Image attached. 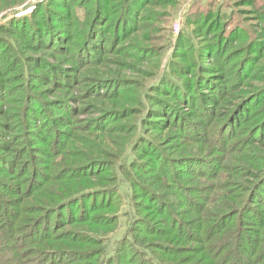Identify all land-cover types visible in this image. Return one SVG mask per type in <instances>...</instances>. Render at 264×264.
I'll use <instances>...</instances> for the list:
<instances>
[{"label":"rangeland","instance_id":"1","mask_svg":"<svg viewBox=\"0 0 264 264\" xmlns=\"http://www.w3.org/2000/svg\"><path fill=\"white\" fill-rule=\"evenodd\" d=\"M74 2L75 0H0V21L4 20L6 22L5 26H0V88L2 90L0 99L2 96L5 98L3 103L0 100L1 134L9 126V129L4 133V137L0 138V158L12 162L23 160L27 154L33 153L35 154V157L31 158L33 164L41 168L43 164L46 165L41 172H46L49 185L46 190H39L36 197L30 200V204L34 205H37L42 197L45 198L54 191L61 193L68 189L78 190L90 186L98 180L103 181L102 184H97L98 186L113 184L115 180L116 194L113 195L115 204L112 207L114 208L112 212L115 211L116 222L108 231L100 229L97 232L93 231L94 233L90 236H93L96 241L105 238L112 245L130 227H135V235L139 234V238L144 244L149 239L166 244L167 247H164V249L155 246L151 249L163 263L172 258L179 259L181 263H189L191 259L194 260V258L200 256L195 251L198 250L200 243L210 237L203 236L199 231L193 230L191 236L200 238V240L186 234L172 238V230L169 229L172 220L194 217L196 219L204 218L209 220L210 223L213 216H207V213L217 212L216 214H218L220 210L218 206L221 204L229 203L221 212L228 208L242 206L245 198L249 195L248 191H250L248 198L251 197V190L258 179V175L261 176L264 171V145L260 141H255L261 138L260 133H250L249 140L245 145H243L244 142H241L251 131V128L262 121L264 117V93L252 97L247 104L236 109L234 123L226 127L224 137L222 133L218 139H214L217 132V123L221 124L229 116L235 105L243 101L232 98V96L241 93L234 88L236 86L242 87V83L247 80L252 84L248 88L252 93L259 87L264 86V0H256L257 5H261V10L258 12L263 16L254 12L253 7L243 0H146L143 5H145L144 9L148 11L144 10L143 13L134 12L130 24L138 19L137 16L140 17L142 14L141 22L143 19L145 22L138 24L136 31H133L130 35H127V33V36L121 35L124 32H122V29H119L118 32L116 29L113 30L111 23L102 29V26L96 25V21L93 23V28H87L83 22H87L89 17L86 18L87 14H83V9L76 7ZM43 5L44 8L38 10ZM69 5L72 6V9L69 8ZM209 7L213 8L211 9V16L217 14L215 18L217 21L212 29L206 28V31L216 34L228 22L235 23L241 17L246 26L240 27L239 32L235 34L236 38L233 40L248 42L251 35L257 36L258 34H261L259 36L261 39L260 41L250 39L254 45L247 54H253L254 58L242 72V75L252 72V76L246 80L236 81L235 86L231 88L232 93L220 103L201 98L190 100L189 106V103L178 101L169 94L172 91V85H170L172 77L179 80H189L193 77V75H187V72H183L182 68L178 69V65L172 63V56L175 48L178 51H183L182 47L193 45L198 40L178 44L175 39L179 31L176 32L174 24L177 22L178 30L185 26L187 31H191L196 28V25L186 21L188 13L207 11ZM48 11V19L45 22ZM25 15H27V18ZM70 15H72L71 18H69ZM73 15L77 18L76 20ZM22 18L25 20H22ZM148 18L151 19L148 20ZM12 19L16 20L15 23H12L14 25L9 23ZM70 20H73V23H68ZM99 22L101 23V21ZM44 25L45 28L43 29ZM205 25L202 23L198 29H194L190 33V36L196 37L199 35L201 30H204ZM135 27L130 25L127 30H133ZM34 29L38 30L37 35L33 31ZM233 29H236L235 25H233ZM94 34L98 39L93 42L95 45L91 49L93 47L98 48L94 53L99 52V55L93 60L81 61L73 56L67 58L68 53L65 50L58 49V46L65 45L61 44L64 43V39L73 42L74 39H87L94 36ZM60 35L66 36L61 38ZM99 36H104L101 41H106V43H103V45L100 44L101 42L98 43ZM35 39L44 45L45 43L48 44L47 46L42 45V47L33 46ZM238 41L233 45L236 46ZM3 42H6V44H3ZM125 43H128L123 49L125 53L114 51L116 48H121L120 46ZM85 54H87L86 51ZM27 56L31 59H23ZM36 57L39 59L46 57V61L39 63ZM10 58L21 61V63L17 62L16 65L20 71L25 72V76L37 78L30 87L31 92L35 94V97H31V100H36L37 97L42 104L48 103L50 110L47 114L49 116L59 114L63 116L59 118L57 126L58 128H65V132L58 136L57 144L53 147L41 143L40 132L29 135L28 129L37 130L41 124L47 123L48 119L42 113V116L39 114L34 120L27 119L26 103L15 101L22 94L21 91L28 90V87L24 85L21 77L17 76L16 69L12 67L15 61L9 66ZM20 58L23 60H20ZM58 60L61 62L59 63L61 67H53ZM238 60L239 56L234 57L231 62H237ZM86 62L89 63L84 64ZM184 62H187V60ZM47 63L49 66L45 69L43 66ZM237 68V65L234 66L229 74L236 73ZM47 70H50L49 75L46 73ZM77 71H79L78 74H75ZM68 74H74V80L77 78V81L71 85H63L62 80ZM4 77L14 78L3 79ZM69 79H72V77H69ZM93 79H101L105 82L100 83L96 91L98 93H83L86 86L99 83ZM107 80L111 81L107 82ZM52 82L56 83L51 88V91L56 89V98L52 93L43 90V88L50 87ZM2 87H11L16 94L11 99L8 97V90H4ZM227 90H230V87ZM205 92L213 94V91L208 89ZM105 94L107 97H102ZM232 103L233 105H231ZM38 107L39 105H37ZM260 107H262L261 113L253 116L252 112ZM197 109L201 113H196ZM158 118L159 120H157ZM209 121H211L210 126L213 127L210 133L207 132L208 129L205 127ZM64 122H68V124L64 125ZM113 125L115 129L105 131L108 126ZM22 128L26 133H22ZM234 136L236 142L232 147L233 149L229 150L227 147L226 150H222L230 140H233ZM43 137L44 140L52 141L53 135L46 132ZM26 138L28 141H26ZM55 138H57V134H55ZM23 143L28 146L21 151L23 157L17 159L13 150L19 149ZM196 147L202 149L197 151L195 150ZM244 148H246L245 151H242ZM57 149L59 151L53 154ZM61 151L63 152L59 154ZM191 152L196 154V157L188 159H196L200 164L196 171L199 173L197 175H193L188 171L191 162L183 161L185 165L174 164L184 154ZM118 155L121 156L119 159L117 158ZM131 156H135L137 160L142 162L141 169L134 167V165L131 167L132 164H125L128 163ZM224 156V161H222ZM123 157L126 159L124 162L120 160ZM88 159H95L98 162L97 165L90 168V170L99 172L96 179L95 177L71 180L63 178L55 181L53 179L55 177L51 176V170L49 169L53 165L51 163L53 160H57V166L61 167L73 166L78 162L88 161ZM147 166L149 168L146 170ZM0 167H3L1 163ZM105 167L109 168V171H106ZM217 167L216 176L206 175L210 170ZM129 169L137 176V181L156 191L161 199L173 201L175 209L157 210L155 209L156 204L151 201V198L143 197L142 193L133 195V191L137 192V188L133 190L128 173ZM151 172H157V174ZM9 176L11 177V184H14L15 177L13 175ZM196 176L201 177L200 179L194 178ZM200 180L205 181V185L211 184V186H214L213 201L192 208H199V213L190 210L186 211L184 215H180L179 212H183L180 207L181 202L186 200V192L180 185L199 182ZM203 192H200V195L203 196ZM194 196L191 194L192 198ZM11 197L12 195L9 192H3L0 189V232L5 228L8 229L7 226L11 224L12 229H15L11 231V234L16 235L21 230L17 228L20 220L11 216L10 207L1 200V198ZM261 198L264 200V191L261 193ZM20 200H23L24 206L28 198ZM177 200H179L178 203H176ZM108 201L109 198L104 197L89 199L84 197L79 203L70 207L71 210H64L61 216H52L49 223L53 224L52 222H55V226L60 229L55 240H48L47 243L63 238L64 241H58L56 244L76 248L74 247L77 246L75 245V237L70 238L71 231L79 229H84V231L94 230L95 227L87 221L85 224L73 222L68 225V223L75 220L74 218L79 216V212L82 213L84 210L82 216L87 217V215L96 212L92 211L94 206L106 204ZM155 202L157 201L155 200ZM10 206H13L16 211V203L15 205L10 204ZM185 206L183 205V209L187 207ZM252 206L253 210L249 212L247 209L243 216L251 222L247 223L250 225L243 231L245 240H242L238 249L232 247V243L227 245L223 253L229 254V256L222 258L219 264H251L254 258L252 253L254 245L264 246V224L262 225L264 223V201L255 203ZM24 209L28 211L26 214L33 216L30 214L29 209L25 207ZM175 210V213H178L173 215ZM137 212L157 224L158 230L147 233L140 226H136V221H133V218ZM26 214L20 215V217ZM214 216L216 217V215ZM236 221V217L231 220L234 226ZM234 226H232L229 233H232ZM27 231L23 230L20 234L25 233L27 235ZM49 233L47 231L46 235ZM32 238L34 239L35 236L27 235L20 240L15 239L17 245L18 242H26V245L23 247L21 246L23 244H19L16 247L18 253L9 263L7 260V264H46L45 261L41 263L40 256H37L38 250L32 249V246L38 247L40 245L33 242ZM142 238H145V240H142ZM172 240L174 241L173 245L180 249L176 251L172 249ZM28 242H31L32 245H29ZM80 246L90 248L92 252L99 248V245L94 243H84ZM232 251H236L238 257L242 258V262L236 261L238 257L233 255ZM61 258L60 262L56 261L53 264H65L64 260L68 259L67 255L61 256ZM95 258L94 255L89 254L82 260L71 261L68 264H74L75 262L79 264H96ZM135 258L134 254H129L128 264H131ZM48 262L51 263L50 259L47 260Z\"/></svg>","mask_w":264,"mask_h":264},{"label":"trees","instance_id":"2","mask_svg":"<svg viewBox=\"0 0 264 264\" xmlns=\"http://www.w3.org/2000/svg\"><path fill=\"white\" fill-rule=\"evenodd\" d=\"M146 0H75L74 4H76V7H79L83 9L84 13L87 14V17H89L87 22H83L87 28H93V23L96 21V25L102 26L101 28L104 29L106 25L109 23L112 24L113 30L116 29L118 32L119 29H122V36L130 35L133 33V31H136L137 25L145 22H141L142 16H137L138 19L135 20L132 24H130L131 19L134 15V12L143 13L145 10L148 11L145 8ZM150 1V0H149ZM201 1V0H200ZM240 1V0H239ZM247 1L246 4L252 6V10L256 13H258L260 16H263L259 10H261V5H257L256 0H243ZM153 3V2H152ZM199 3V2H198ZM73 4V3H72ZM149 4V2H148ZM68 6V5H67ZM44 8L43 6H40L38 10H42ZM69 8L72 9V6L69 5ZM211 7L208 8L207 11H194L189 12L187 15V20L190 23H195V27L191 31H187L185 26L183 28H180L178 30V34L176 36V41L179 43L186 42L189 43L193 40H198L197 43L193 45H189L187 47H182L183 51H178L176 48L173 52V64L178 65V69L184 70L183 72H187V75H193V77L189 80H179L178 78L172 77V91L171 94L173 97H175L178 101L189 103L190 106V100L194 99H207L209 101L220 103L224 100V98L228 97L232 92L231 88L235 86V84L238 82V80H246L250 76H252V72H248L247 74L242 75V72L245 70V68L251 63L254 56L253 54H247L249 52V49H251L252 45H254L253 41L250 39L253 38L254 40H259V36L261 34H258L257 36L249 37L248 42H245L243 40H233L236 38L235 34L239 32V29L241 26H246L245 23H243V20L241 17L236 20L235 23L228 22L224 28H221L218 30L216 34L212 33L211 31H206L207 29H212V27L215 25L216 16H211ZM64 12V11H63ZM65 13V12H64ZM48 14L45 17V22L48 19ZM210 14V15H209ZM209 15V16H208ZM27 18V15H25ZM68 16V15H67ZM72 15L69 16L71 18ZM73 18L76 20L77 18L73 15ZM19 19V18H18ZM73 19V20H74ZM151 18H148V20ZM22 20H25L22 18ZM21 20V21H22ZM73 20L69 21L68 23H73ZM74 20V21H75ZM15 19H12L9 23H15ZM101 21V23L99 22ZM8 23V22H7ZM61 23V22H60ZM187 23V22H186ZM206 24L204 30H201V33L197 35L196 37H191L190 33L194 31V29H198L201 25ZM6 25V22L4 20L0 21V26ZM14 25V24H12ZM48 25V24H47ZM130 25L136 26L133 30H127ZM211 25V26H210ZM233 25H235L236 29H233ZM15 27V26H14ZM210 27V28H208ZM232 27V29H231ZM45 28V25L43 29ZM19 29V28H17ZM73 29V28H71ZM264 30V26H263ZM35 34H38V30H33ZM33 33V32H32ZM34 34V35H35ZM126 35V36H127ZM66 35L62 36L61 38L65 37ZM232 36V38H231ZM60 38V40H61ZM104 36H99L98 43L102 44L106 43V41H101ZM98 39L96 35L87 38V39H74L73 42H70L68 40L65 41L64 46H58V49L65 50L68 55L67 58H70L71 56L77 58L81 61H89L95 59L98 55V53H94V51L98 48H92L95 44V42ZM7 40V39H5ZM35 43L33 46H39L42 47L44 45L43 43L38 42L37 39H35ZM123 41V40H122ZM237 43L236 46H234V43ZM119 43V42H118ZM117 43V44H118ZM3 44H6V42H3ZM48 43H45L44 46H47ZM70 44V45H68ZM128 43H125L121 45V48H116L114 51L124 52L123 49L125 46H127ZM130 45V44H129ZM132 45V44H131ZM83 48L81 49V47ZM179 48V47H177ZM75 50V52H74ZM85 51L87 54H85ZM93 51V52H92ZM74 52V53H73ZM247 54V55H246ZM246 55V58H245ZM239 56V60L237 62H231L234 57ZM46 58V57H45ZM39 59L36 57L37 61L39 63H43L46 61V59ZM19 59V58H18ZM23 59H31V57L23 58ZM20 58V60H23ZM182 59V60H178ZM187 62H184L186 61ZM14 62L13 66L17 71V76L21 77L22 81L24 82V85L28 87V90L21 91L22 94L17 98L15 101H22L23 104L26 103L27 108V119H36L37 116H42V114L46 115V118L48 119V122L45 124H41V126L35 130L33 128L28 129L30 132L29 135L36 134L38 132L41 133V143L48 147H53L55 144H57L56 140L58 141V136L61 134H64L65 128H58V120L61 116V114L57 116H49L47 114L49 112V104H42L40 100L36 97V100H31V97H35V94L31 92L30 87L33 85V81L37 78H31L29 76H25L24 71H20L16 65V63H21V61H17L15 58H10L8 64L11 66V63ZM25 62V61H23ZM61 63L59 60L57 61V64H55L53 67L60 68ZM89 62H86L84 64H87ZM184 64V65H183ZM206 64H209L208 66ZM238 66L237 72L233 74H229V71L234 67ZM48 63L43 66L45 69L48 68ZM79 71H77L75 74H78ZM48 75L50 74V70H47L46 72ZM235 74V75H234ZM73 75V76H72ZM24 76V77H23ZM16 77V76H15ZM69 77H72V79H69ZM6 78H14V77H6ZM5 77L3 79H6ZM258 79V78H257ZM98 84H90L85 87V90L83 93H98L97 88L100 86V83H104L105 80L101 79H93ZM42 81V80H41ZM76 80H74V74H68L64 80H62L63 85H71ZM111 80H107L109 82ZM237 81V82H236ZM56 83L51 84L50 87L43 88V90L48 91L54 95L56 98L57 92L56 89L51 91V88H53V85ZM252 84L248 82V80L242 83V87L236 86L234 89L239 90L241 93H238L232 98L243 100L235 105L233 110L230 111L229 116L220 124L217 123V132L214 135V139H218L222 133L224 137V133L226 131V127L230 126L234 123V112L236 109L240 108L241 106H244L249 102V99H252L254 96H258L262 93H264V86L259 87L255 92H251L248 90V88ZM106 86V84H105ZM241 86V85H240ZM1 87V86H0ZM230 87V90H227V88ZM4 90H8V97L12 99V96L16 94V92H13V89L11 87L9 88H3ZM211 90L213 91V94H207L205 90ZM1 88H0V94H1ZM91 95V94H89ZM99 95V94H98ZM101 95V94H100ZM102 97H107V95H103ZM8 98V99H9ZM1 103L5 101L4 96L1 97ZM248 100V101H247ZM233 101V100H232ZM37 105L39 107L37 108ZM63 105V104H62ZM67 105V104H65ZM233 105V103L231 104ZM58 107V106H57ZM263 107V106H262ZM257 108L255 109L252 114L253 116L257 115L258 113H261V109ZM195 110V108H193ZM42 113V114H41ZM196 113H201L198 109ZM159 120V118L157 119ZM67 121V120H62ZM39 122V121H38ZM211 121H209L205 127L208 129L207 132L210 133L212 131V128L210 126ZM68 122H64V125H67ZM7 126L3 130V134L0 132V138L4 137L5 131H7L9 128ZM42 129V130H41ZM110 129H115V126H108L105 131H112ZM37 131V132H35ZM46 132H50L53 135L52 141L51 140H44V134ZM22 133H26V131L22 128ZM250 133H260L261 138L255 141H260L262 145H264V117L262 121H259L255 126L251 128V131L248 133V135L241 141L244 142L243 145L247 143L249 140ZM55 134H57V138H55ZM232 137V136H231ZM235 136L233 137V140H230L227 146L222 148V150H226L227 147L229 150H232L234 147V144L236 142V138L234 140ZM27 139V138H26ZM28 141V139L26 140ZM253 143V142H252ZM28 145L23 143L20 145L19 149H14V155L17 159H20L23 157V154L21 151L26 149ZM202 148L196 147L195 150L199 151ZM246 148L242 149V151H245ZM228 150V151H229ZM59 151H54L53 154H56ZM234 151V150H233ZM63 151L59 152L62 153ZM232 153V152H229ZM21 155V156H20ZM196 154L194 153H186L179 159V161L174 162L175 165H185L183 161L191 162L192 164H189L188 171L192 173L193 175L199 174L197 169L200 167V164L197 162L196 159L189 160L188 158L193 157L195 158ZM229 156V155H228ZM35 157V154H27L23 160L18 161H6L3 158H0V163L3 165V167H0V189L3 192H9L12 197L11 198H1L4 203L8 204V206L11 209V216L20 220V224L17 226V228H20V232L18 234L14 235L11 234L12 229L11 224H9L7 227L8 229H3L2 232H0V264H7L10 262L12 258L18 253V247L19 244H23L21 246L24 247L26 245V242H18V245L15 243V239L20 240L22 237L27 235H34L35 238H32L33 242H36L40 244L38 247H33V250L37 251V256H40L41 263L44 261L46 264L47 260L50 259L51 263L53 262H60L62 260L61 256L67 255L68 259L64 260L65 264L70 263L71 261H79L85 258L86 255L92 254L96 258V264H128L129 261L127 260L129 257V254L135 255V259L132 261L131 264H219L220 260L225 257H228L229 254H224L223 251L226 249L227 245L232 243V247L238 249V247L241 246L242 240L244 241V229L248 228L247 223H251L249 219L243 217L244 212L248 209L249 212L253 210V204L260 203L263 200L261 198V193L264 191V171L261 173L262 175H258L257 181L254 183V186L251 190V197L248 198L250 195V191H248L247 197L245 198L244 204L242 206H236L232 208L226 209L224 212H221L224 207H227L229 203H225V205L218 206L219 213H207V216H213L211 218V222L209 223V220H206L204 218L196 219L194 217L192 218H176V220H172L173 222L170 224L169 229L172 230V238L178 237V235H188L192 238H195L196 240H200V238H196L191 236L193 230L199 231L203 236L210 237L207 240H204L202 243H200V246H198V250L195 251V253H198L200 255L197 258H194V260L191 259L189 263H181V261L177 258L168 259L166 263H163L153 252L151 249L152 247H158L161 249H164V247H167L166 244L160 243L159 241L154 242L153 239H149L146 241V244H144L140 238L139 234L135 235V227H130L127 232H125L120 238H118L115 243L112 245L109 243V241L105 238L101 240H95V238L92 235L94 233L93 231H99L100 229L103 231H108L109 228L114 225L116 222L117 216L115 214L114 208H112L115 204L113 195L116 194V185L115 180L113 178V184H103L101 186H98L97 184H102V180H98L90 186H86L83 188H80L78 190H64L61 193L54 191L47 197H42L41 201L38 202L37 205L30 204V200H32L34 197H36L37 192L39 190H46L47 186L49 185L46 179L47 174L46 172H41L43 169H45L46 165L43 164V167H38L36 164H33L31 161V158ZM121 156L118 155L117 158L119 159ZM225 156L222 158V161H224ZM35 159V158H34ZM123 162L126 161L125 157L122 159ZM57 160H53L51 163H53L52 167L49 169L51 170V176L55 177L53 178L55 181L59 179L65 178L66 180L71 179H88L89 177H96L99 175V172L97 170H90L91 167H94L97 165V160L95 159H88V161L85 162H78L77 164L73 166H57ZM203 163V162H201ZM125 164H132L131 167L134 165V167H138V169H141V164L139 160L136 159L135 156H131L128 163ZM204 164V163H203ZM63 167V168H62ZM219 167V166H218ZM217 168H214L213 170H210L206 175H215L217 174ZM223 167V165H222ZM49 168V167H48ZM47 168V169H48ZM61 168V169H60ZM149 168V166L146 167V170ZM41 169V170H40ZM243 169V167H242ZM106 171H109V168L105 167ZM144 170V169H143ZM150 171V170H149ZM147 171V172H149ZM194 171V172H193ZM249 171V170H248ZM30 172V174H29ZM105 172V171H104ZM102 172V173H104ZM128 173L130 175V182L132 184L133 190L134 188H137V192L135 190L133 191V195L138 193H142L143 197L151 198V201L154 202L155 209L157 210H163L164 209H172L174 208V202L172 201H166L164 199H161L158 195V193L154 190H151L144 184H141L139 181H137V176L133 174V172L128 170ZM153 174H157V172H151ZM249 174L251 175V172L249 171ZM9 175H13L16 179L14 184H11V177ZM102 175V174H101ZM204 176V174H202ZM216 176V175H215ZM201 176H196L194 178L200 179ZM104 179V178H101ZM111 181V180H110ZM205 181L200 180L199 182L189 183L185 185H180V187H183V189L186 192V200L184 202H181V209L183 212H179L180 215H184L186 211L193 210L194 213H199L200 209H192L195 206L200 207L207 204V202H212L214 199V186H211V184H206ZM96 185V186H94ZM140 187V188H139ZM140 190V191H139ZM139 191V192H138ZM203 192V196L200 195V192ZM191 194L195 195L194 198L191 197ZM178 195H180L178 193ZM31 197V198H30ZM109 198V201L106 204H101L100 206H94L92 211L93 212L90 215H87V217L82 216L84 210L82 213L79 212V216L75 217L73 221H70L68 225H71L74 223H84L87 221L88 223L91 222L94 225V230H87L84 231V229L79 230H73L71 231L72 234L70 238L75 237L77 246H74L76 248H69L65 247L61 244H56L58 241H64L63 238L56 239L57 241L48 242V240H55L56 234L59 233V227L55 226V222H52L53 224L49 223V220L52 216H61L62 212L66 209L71 210L70 207L73 205H76L79 203L82 198ZM26 200L24 206L22 201L20 199ZM51 199V200H50ZM179 199V198H177ZM260 199V200H257ZM155 200L157 202H155ZM25 201V200H24ZM260 201V202H258ZM179 200L176 201L178 203ZM16 203V211L13 206H10V204L15 205ZM183 205H186L185 209H183ZM29 209L30 216L26 213H28L27 210ZM206 207V206H205ZM217 208V209H218ZM175 209V208H174ZM174 211L173 215H176ZM159 213V212H158ZM26 214L25 216H21ZM216 215V217L214 216ZM148 217V214H147ZM233 217H236L237 221L235 223V226L232 224L231 220ZM133 221L135 222L136 226H140L144 229V232L151 233L158 230L157 224H154L148 218L145 216H142L140 214H136V216L133 218ZM91 224V225H92ZM264 223H262L263 225ZM232 226H234L232 233H229ZM16 228V229H17ZM28 229V231H27ZM27 231V235L25 233L20 234L22 231ZM49 231L50 233L46 235V232ZM146 237V235H144ZM142 240H145V238H142ZM259 242V240H257ZM264 242V239H263ZM29 245H32L31 242H28ZM84 243H94L98 244L99 248L98 250L91 251L90 248H83L80 245H83ZM174 241L172 240V249L177 250L180 249L178 247H175ZM17 245V246H16ZM234 250V249H233ZM253 255L254 258L252 259L251 264H264V246H256V244L253 247ZM179 253V252H178ZM177 254V253H175ZM233 255H237L236 251H232ZM175 257V256H174ZM180 258V256H178ZM55 259V260H53ZM33 260V259H32ZM31 261V260H29ZM237 262H242V258H237ZM74 264H79L78 262H75Z\"/></svg>","mask_w":264,"mask_h":264},{"label":"built area","instance_id":"3","mask_svg":"<svg viewBox=\"0 0 264 264\" xmlns=\"http://www.w3.org/2000/svg\"><path fill=\"white\" fill-rule=\"evenodd\" d=\"M176 32L178 31L177 22L174 24Z\"/></svg>","mask_w":264,"mask_h":264}]
</instances>
